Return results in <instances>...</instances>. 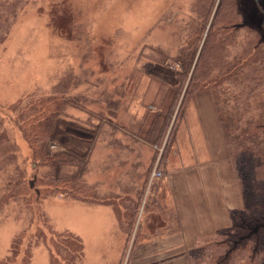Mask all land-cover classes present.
<instances>
[{"label": "rangeland", "instance_id": "obj_1", "mask_svg": "<svg viewBox=\"0 0 264 264\" xmlns=\"http://www.w3.org/2000/svg\"><path fill=\"white\" fill-rule=\"evenodd\" d=\"M221 3L223 0H21L0 39V262L12 256V264H22L28 257V264H53L52 253L41 239L47 238L41 235L46 221L59 235H70L81 243L75 264H193L192 253L202 243L193 245L194 250L174 248L172 252L179 257L176 261V253L162 254L161 260L147 258L146 240L168 232L169 215L162 208L167 205L164 194L169 178L189 174L192 165L210 162L215 153L218 160L226 159L225 173L216 178L217 191L225 192V197L234 194L235 202L241 199L239 211L245 208L220 116H235L239 108L252 117L262 113L259 104L264 100V82L254 84L248 79L234 87L237 78H231L209 86L204 95L188 99L180 117L187 85L175 102L182 74L181 52L205 19L200 54ZM223 16L233 19V28L244 25L251 29L236 28L226 46L229 63L244 55L250 44L254 49L261 44L264 51V0H224ZM260 78L264 79V73ZM62 97L71 104L65 108L67 118L87 132L69 131L70 139L58 147L63 150L68 145L85 154L88 142L94 140L83 180L96 191L94 200L82 202L50 193L40 205L23 209L16 204L22 195L8 197L9 179L17 171L27 180L36 174L22 115L40 102ZM203 124L205 134L200 128ZM98 127L95 138L92 129ZM213 137L218 146L210 147ZM155 172L161 177L153 179ZM194 175L189 174L191 182H175L172 202L180 205L185 198V205L204 207L206 213L199 222L207 232L209 220L214 222L218 215L211 202L205 205L210 183L203 186V179ZM189 187L197 193L198 202L191 198ZM185 192H190L189 198ZM234 215L227 212L226 228L214 231L216 238L222 240L224 234L235 232ZM197 224H193L194 235L199 231ZM94 226L101 229L100 238L92 236Z\"/></svg>", "mask_w": 264, "mask_h": 264}, {"label": "trees", "instance_id": "obj_2", "mask_svg": "<svg viewBox=\"0 0 264 264\" xmlns=\"http://www.w3.org/2000/svg\"><path fill=\"white\" fill-rule=\"evenodd\" d=\"M20 3L21 0L14 4L10 0H0V39L3 38L2 33L9 28L11 19L17 14ZM223 4L224 0L217 10L200 54L198 55L199 46L207 27L205 19L203 24L196 27L191 44L181 52L182 74L175 102H179L185 86L188 87L184 92L179 117L182 116L188 99L202 96L209 86H218L231 78H237L233 83L234 87L241 86L248 79L254 84L264 82L260 78L264 73V51L260 50L261 44L257 49L250 44L244 55L229 63L225 52L229 41H232L237 29H251L244 25L233 28V19L222 17ZM252 30L257 34V30ZM254 88L252 85L249 89L252 92ZM240 94L242 97V93ZM239 100V97L235 99L236 102ZM70 105L69 100L64 97L49 98L40 102L37 108L26 109L22 115L24 134L32 148L36 174L33 179L27 180L23 172L17 171L9 179L11 193L8 197L17 199V196L22 195L21 201H15L23 209L33 207L34 203L40 205L50 193L71 196L82 202L94 200L96 191L83 181L94 140L88 142V152L85 154L68 148V145H63V150L58 147V144L69 138V131L87 132L83 126L65 115V108ZM259 107L262 113L254 117L242 113L240 108L235 116L227 117L224 113L220 116L224 141L229 149V161L235 162L237 167L236 173L245 208L235 212V232L227 237L224 234L222 240L213 238L202 243L192 253L193 264H264V100ZM173 109L174 106L166 116L165 126L171 120ZM218 112L220 115L219 106ZM99 129L100 127L92 129L95 138ZM41 231V235L47 236H41V239L52 253L53 264H75L80 258L79 241L70 235H59L46 221L43 222ZM12 258L11 256L0 264H12ZM28 259L24 258L22 264H28Z\"/></svg>", "mask_w": 264, "mask_h": 264}, {"label": "crops", "instance_id": "obj_3", "mask_svg": "<svg viewBox=\"0 0 264 264\" xmlns=\"http://www.w3.org/2000/svg\"><path fill=\"white\" fill-rule=\"evenodd\" d=\"M205 129L206 125L203 124L202 128ZM204 129H203V132H204ZM206 130V129H205ZM202 131V130H201ZM196 133V132H194ZM205 134V132H204ZM209 146L212 147V144L214 145L215 143V146L217 144V141H215L214 137H213V141H211L210 139V142H209ZM196 154H199V151L196 152ZM218 154V153H215L213 154V158L212 160H210V162L208 163H205L204 161L203 162H197L196 159H198L194 154V157H193V160H194V165L191 166L192 168V172H190L189 174H195L199 179H203V186L207 183H210V191H209V194H208V197H207V202L205 203V205L208 203V202H211V205L212 208H214V212L216 211L218 217L214 218V222L210 221L209 219V222L207 224V228H208V231L205 232V231H202V224H200L199 220L203 217V215H205V208L204 207H200L197 203H193L195 206H193V204L191 205H185L184 203L186 202L187 203V200H185L184 198V203L183 204H180V205H177L175 203L172 202V199L174 195H176V189H175V182L176 181H181V180H185L186 182H188V180L191 182L192 177L190 175L189 177V174H175L173 176V178H169V181H167V192H165V197L167 196L168 197V200H167V205H165L164 208H162V211L164 214H167L169 215V220L167 222V227L166 229L168 230L167 233H164V234H157V236H154L152 237V239H149V240H146V241H149L147 242L149 248V254L146 255L147 258H154V259H160L161 260V255L162 254H165V253H176V252H172L174 251V248H184V249H187L189 247V250L192 249L193 245H196V244H201V243H204L205 241H207V238H209L211 235H212V238H209L210 239H213V238H216V235L214 233V231H217L218 229L222 228H226L225 226V218H226V214L228 212V214H230L231 212H237L241 209V199L239 197L240 200H238L237 202H235V196L234 194L230 193L228 195V197L226 198L225 195L226 193L223 192L221 194V192L219 193V191H217L216 189V178L219 177L220 179V174L222 175V173L226 170V165H225V162H226V159L224 158V160L220 161L217 159V157H215V155ZM201 163V164H200ZM190 171V170H189ZM225 173V172H224ZM194 175V176H195ZM177 177V178H176ZM228 180V179H227ZM201 183V182H200ZM177 188V186H176ZM190 188V191H193L192 193V197H194V201L196 200L198 202V195L196 192H194L195 190H192L191 187ZM188 189V186H185V191H187ZM163 192V191H162ZM204 192V191H203ZM202 191H199V194H201V196H205V192L203 194ZM164 193V192H163ZM209 195L213 197V201L210 200L209 198ZM181 196L184 197L181 193ZM190 197V192H185V197L186 198H189ZM196 198V199H195ZM222 200V201H221ZM193 201V200H192ZM224 201V202H223ZM222 202V203H221ZM204 204V202H203ZM210 204V203H209ZM193 206V207H192ZM221 206V207H220ZM220 208V210H219ZM210 208H207L206 210L207 211H210L209 210ZM157 211H159V213L161 214L162 211H160L159 207L157 208ZM195 214V216L191 217L190 215L193 213ZM222 216V221L220 220V217ZM222 222V224L219 222ZM198 223V224H197ZM193 224H197L199 225L200 227H198L197 229L200 231H198L195 235L193 233L194 231V226ZM209 226V227H208ZM188 228L192 229L191 231L188 230ZM179 229H181V234H179ZM165 230V229H163ZM206 239V240H205ZM144 240H142L143 242ZM146 244V243H145ZM151 246H153L154 248L152 249ZM161 248V249H160ZM171 250V251H170ZM194 250V249H192ZM191 250V251H192ZM152 251V252H151ZM183 254V252H182ZM185 255V254H184ZM177 257V258H175ZM175 260L177 261L178 260V255L176 253V255L174 256ZM183 259H185V257L183 256L182 257ZM186 260V259H185Z\"/></svg>", "mask_w": 264, "mask_h": 264}, {"label": "bare ground", "instance_id": "obj_4", "mask_svg": "<svg viewBox=\"0 0 264 264\" xmlns=\"http://www.w3.org/2000/svg\"><path fill=\"white\" fill-rule=\"evenodd\" d=\"M91 230H92V233H91L92 236L94 235L97 238H100V236H101V229L99 228V226H96V227L94 226L93 228H91ZM97 243H100V242L98 241ZM103 247H108V244H105V246H103Z\"/></svg>", "mask_w": 264, "mask_h": 264}, {"label": "built area", "instance_id": "obj_5", "mask_svg": "<svg viewBox=\"0 0 264 264\" xmlns=\"http://www.w3.org/2000/svg\"><path fill=\"white\" fill-rule=\"evenodd\" d=\"M161 176H160V174H157L156 172L153 174V179H158V178H160Z\"/></svg>", "mask_w": 264, "mask_h": 264}]
</instances>
